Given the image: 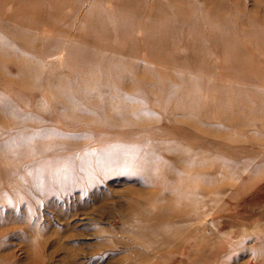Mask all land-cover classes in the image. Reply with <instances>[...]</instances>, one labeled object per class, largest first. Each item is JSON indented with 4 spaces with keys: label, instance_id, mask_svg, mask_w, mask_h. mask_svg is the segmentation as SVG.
Wrapping results in <instances>:
<instances>
[{
    "label": "rangeland",
    "instance_id": "rangeland-1",
    "mask_svg": "<svg viewBox=\"0 0 264 264\" xmlns=\"http://www.w3.org/2000/svg\"><path fill=\"white\" fill-rule=\"evenodd\" d=\"M72 1L0 0V264H264V0Z\"/></svg>",
    "mask_w": 264,
    "mask_h": 264
},
{
    "label": "bare ground",
    "instance_id": "bare-ground-1",
    "mask_svg": "<svg viewBox=\"0 0 264 264\" xmlns=\"http://www.w3.org/2000/svg\"><path fill=\"white\" fill-rule=\"evenodd\" d=\"M33 2H36V5L38 4V2H39V0H32ZM3 2V1H2ZM24 2H25V0H24ZM31 2V1H30ZM46 2H47V5H46V8L43 10V13H44V16H45V26L46 27H48L51 23H52V17L54 16V15H56V13L57 12H59V10L61 9V7L62 6H64V5H66L68 8H67V11H66V17H65V15L63 16L64 17V19L65 20H68L67 18L68 17H71V12H73L74 10H75V8H76V4L75 3H72L73 1L72 0H68L67 2L66 1H64V2H62V1H59V0H56V1H54V0H46ZM5 4V3H4ZM30 4V3H29ZM26 6V5H25ZM29 6V5H28ZM30 7V6H29ZM34 7H37V6H34ZM33 7V8H34ZM33 8H31V9H33ZM24 9H25V7H24ZM116 9H117V7H116ZM26 10V9H25ZM27 10H30V9H27ZM26 10V11H27ZM35 10H36V8H35ZM111 11H113V12H115V7H113V8H111L110 9ZM32 11H34V10H32ZM42 11V10H41ZM24 12V11H23ZM22 12V13H23ZM53 12H54V14H53ZM62 13V12H61ZM41 14V13H40ZM59 14V13H58ZM23 15H26V14H23ZM23 15H19V16H23ZM22 19V18H21ZM30 19H33V17H31ZM40 19V18H39ZM116 19V18H115ZM23 23H25V24H28L29 26H31V27H33V28H35L36 26V28H38V24L36 25V21H34V20H32V21H29L28 20V22L26 23L25 21H22ZM92 22V21H91ZM101 25V26H100ZM114 25V24H113ZM25 26V25H24ZM105 26V27H104ZM102 25V24H100V23H97L96 24V27L97 28H95V30H94V32H96V29H99L100 31L99 32H103V31H106L107 29L106 28H108L106 25ZM26 27H28L27 25H26ZM115 30V27H111V28H108V31L107 32H111V31H114ZM92 31V30H91ZM98 32V33H99ZM85 38V37H84ZM94 39V38H93ZM84 40H87V39H84ZM92 40V39H91ZM156 44V43H155ZM148 147H150V146H148ZM118 157V156H117ZM155 158V157H154ZM15 160V159H14ZM101 161V160H100ZM149 184H150V181H149ZM192 233H194V232H192Z\"/></svg>",
    "mask_w": 264,
    "mask_h": 264
}]
</instances>
